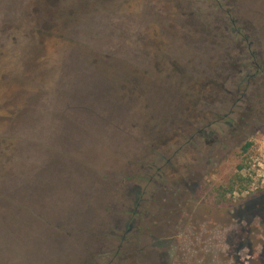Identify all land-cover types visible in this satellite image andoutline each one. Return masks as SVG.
<instances>
[{
	"label": "rangeland",
	"instance_id": "374dc122",
	"mask_svg": "<svg viewBox=\"0 0 264 264\" xmlns=\"http://www.w3.org/2000/svg\"><path fill=\"white\" fill-rule=\"evenodd\" d=\"M0 264H264V0H0Z\"/></svg>",
	"mask_w": 264,
	"mask_h": 264
},
{
	"label": "trees",
	"instance_id": "16d2710c",
	"mask_svg": "<svg viewBox=\"0 0 264 264\" xmlns=\"http://www.w3.org/2000/svg\"><path fill=\"white\" fill-rule=\"evenodd\" d=\"M230 20L233 21L232 19ZM159 52L161 51L157 50V53ZM101 70L102 71L104 70L103 75L105 76L106 79H108L111 82L110 84H112L109 87L116 89V90H120V91L124 90L126 92L128 91H134V92H140V93L143 92L142 90L141 91L136 90V82H139L140 84L143 82L142 81L143 79L140 78L137 74H131L128 71V73L131 74L130 76L124 74V75H121L119 78L117 77V73H115V68L111 66L103 67ZM21 138L22 137L18 139H21ZM249 146L250 144L246 143L243 146V150L247 151ZM245 167L246 166H244L243 164H239L237 166L238 171L229 180L228 184L221 185L216 188L215 201L218 205H222L223 207H226L227 209H230L232 211L237 209L239 201L238 199L237 200L235 199L236 196L247 191L251 185V180L248 177H245L243 175V171ZM27 194H30V192H28Z\"/></svg>",
	"mask_w": 264,
	"mask_h": 264
},
{
	"label": "flooded vegetation",
	"instance_id": "af4514ba",
	"mask_svg": "<svg viewBox=\"0 0 264 264\" xmlns=\"http://www.w3.org/2000/svg\"><path fill=\"white\" fill-rule=\"evenodd\" d=\"M41 204V203H40Z\"/></svg>",
	"mask_w": 264,
	"mask_h": 264
}]
</instances>
